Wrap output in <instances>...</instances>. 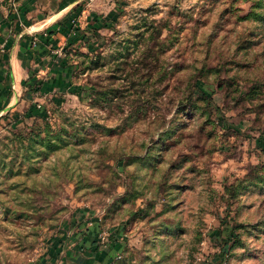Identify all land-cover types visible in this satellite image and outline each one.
Wrapping results in <instances>:
<instances>
[{"label": "rangeland", "instance_id": "1", "mask_svg": "<svg viewBox=\"0 0 264 264\" xmlns=\"http://www.w3.org/2000/svg\"><path fill=\"white\" fill-rule=\"evenodd\" d=\"M83 2L0 118V264L97 225L111 264H264V0Z\"/></svg>", "mask_w": 264, "mask_h": 264}, {"label": "crops", "instance_id": "2", "mask_svg": "<svg viewBox=\"0 0 264 264\" xmlns=\"http://www.w3.org/2000/svg\"><path fill=\"white\" fill-rule=\"evenodd\" d=\"M83 1L25 0L0 7V118L29 107L31 86L39 88V79L54 71L68 32L88 14L87 8H81ZM85 24L93 26L90 18ZM98 227L90 228L81 239L62 245L55 241L33 264H111L121 245L114 242L113 251L105 249Z\"/></svg>", "mask_w": 264, "mask_h": 264}, {"label": "built area", "instance_id": "3", "mask_svg": "<svg viewBox=\"0 0 264 264\" xmlns=\"http://www.w3.org/2000/svg\"><path fill=\"white\" fill-rule=\"evenodd\" d=\"M102 232L103 231H100V229H99L98 239H99L100 243L102 245H104V243L107 241L108 235L107 234H104V232L103 233ZM120 258H121L120 256L116 255V259H120Z\"/></svg>", "mask_w": 264, "mask_h": 264}, {"label": "trees", "instance_id": "4", "mask_svg": "<svg viewBox=\"0 0 264 264\" xmlns=\"http://www.w3.org/2000/svg\"><path fill=\"white\" fill-rule=\"evenodd\" d=\"M93 26H94V24H93ZM88 27H89V26H88ZM86 29H88V28H86ZM86 29H85V30H86ZM31 87H32V88H31L32 91H34V90H35V91H36V90H39V88L35 89V86H34V87L31 86ZM29 116H30V115H28V117H29Z\"/></svg>", "mask_w": 264, "mask_h": 264}]
</instances>
